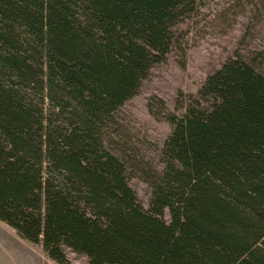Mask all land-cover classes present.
I'll list each match as a JSON object with an SVG mask.
<instances>
[{
	"label": "trees",
	"instance_id": "obj_1",
	"mask_svg": "<svg viewBox=\"0 0 264 264\" xmlns=\"http://www.w3.org/2000/svg\"><path fill=\"white\" fill-rule=\"evenodd\" d=\"M200 4L0 0V220L57 263L71 250L91 264H264V73L253 62L229 56L178 111L155 107L171 124L161 168L114 136L117 111Z\"/></svg>",
	"mask_w": 264,
	"mask_h": 264
},
{
	"label": "rangeland",
	"instance_id": "obj_2",
	"mask_svg": "<svg viewBox=\"0 0 264 264\" xmlns=\"http://www.w3.org/2000/svg\"><path fill=\"white\" fill-rule=\"evenodd\" d=\"M178 27L181 45L151 69L139 92L116 114L119 130L114 136L129 152L158 169L162 166L160 150L171 124L161 113L157 117L155 107L176 110L178 96L182 101L195 93L229 56L250 60L264 73V0H202ZM131 184L148 205V185L137 175ZM67 256V264H91L86 256L71 250ZM0 264L59 263L45 253L42 244L23 238L0 220Z\"/></svg>",
	"mask_w": 264,
	"mask_h": 264
}]
</instances>
